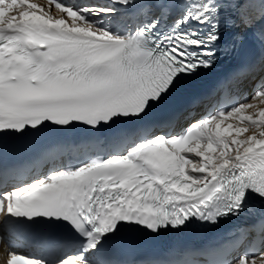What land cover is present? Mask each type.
I'll return each mask as SVG.
<instances>
[{
  "label": "snow or ice",
  "instance_id": "obj_1",
  "mask_svg": "<svg viewBox=\"0 0 264 264\" xmlns=\"http://www.w3.org/2000/svg\"><path fill=\"white\" fill-rule=\"evenodd\" d=\"M49 4L59 18L29 0H0V132L82 125L108 133L110 149H117L0 193V213L8 217L66 222L77 240L54 264H112L104 247L122 231L215 225L239 216L250 201L264 203V109L255 111L257 101L264 104V83L251 102L189 121L180 133L147 122L182 80L210 68L221 46L238 39L228 35L235 21L225 14L237 5ZM121 11L135 14L138 23L114 28ZM242 22L251 27L255 20L245 16ZM249 109L253 113L244 115ZM231 117L243 127L222 128ZM7 264L48 262L10 253ZM231 264H264V254L244 253Z\"/></svg>",
  "mask_w": 264,
  "mask_h": 264
},
{
  "label": "bare ground",
  "instance_id": "obj_2",
  "mask_svg": "<svg viewBox=\"0 0 264 264\" xmlns=\"http://www.w3.org/2000/svg\"><path fill=\"white\" fill-rule=\"evenodd\" d=\"M63 3L65 5H71L73 6L74 8H78L80 7L81 5L85 4V3H99V4H104V3H108L109 0H62ZM263 0H237L236 2V5L238 7V13H239V10L241 9V7L244 5V6H247V5H250L251 3L250 2H255V6H259L260 3L262 2ZM30 3H35V4H38L40 5L44 10L46 11H50V14L54 15L55 17L59 18V16L61 15V13L59 12V10H56L54 8V5H50L49 4V0H29ZM47 6H53L52 8L48 9V8H44V7H47ZM252 8V7H251ZM247 11V10H246ZM255 11V10H254ZM14 14V13H12ZM249 16V14H248ZM250 17V16H249ZM119 19H128V27H134L136 23H138V19L137 17L135 16V14L129 12V13H124L123 11H121V14L117 17ZM117 20V19H116ZM118 22H113V27L116 26ZM123 25V23H122ZM122 25L119 26V28H117V30H120L122 28ZM127 27V28H128ZM242 34V39L244 40V42H246L247 44H250V45H256L258 47H260L261 51L264 52V42L260 40V38L262 36H264V31L262 32V35H258L256 33H253L252 32V29H248L247 27L243 26V32H241ZM261 68L264 70V62L261 66ZM242 90H244V92H248L249 95H248V99H243L240 103H244L246 101L248 102H251V97L253 96V93H254V89L252 87H250V85L248 84V82H244L243 83V88ZM257 104V108H256V112L258 113V111L260 109H264V104H261L259 101L256 102ZM253 113V110L252 109H249L247 110L245 113H243L244 115H248V114H252ZM228 123H232L234 125V127H243V125L239 124V121H238V117H231L229 118L227 121L224 122V124L221 125V127H226ZM211 127H214L212 125H210V128ZM251 131V129H250ZM248 133H245L244 135L246 136ZM244 136H241L240 139H243ZM192 155V158L193 159H199V158H195L194 154H191ZM260 254H264V252L260 253Z\"/></svg>",
  "mask_w": 264,
  "mask_h": 264
},
{
  "label": "rangeland",
  "instance_id": "obj_3",
  "mask_svg": "<svg viewBox=\"0 0 264 264\" xmlns=\"http://www.w3.org/2000/svg\"><path fill=\"white\" fill-rule=\"evenodd\" d=\"M60 2L61 3H63V1L62 0H60ZM262 2H264V0L262 1ZM64 4V3H63ZM252 6H249V8H251ZM45 8H50V6H47V7H45ZM51 8H52V6H51ZM253 8V7H252ZM251 8V9H252ZM246 9V7H243V10H245ZM255 9V8H254ZM257 11L258 10H255V11H250V12H253L254 13V15L257 13ZM245 16H246V14H244ZM260 15L261 14H258V15H255V18H254V20H255V23L253 24V26H251V27H255L257 24H259V23H261L262 21H261V19H260ZM118 20H120V19H118L117 18V20H115L114 22H118ZM122 22H125V26L124 27H126V25H127V23H128V20H124V19H121L120 21H119V24L116 26V27H118ZM115 27V28H116ZM254 29V28H253Z\"/></svg>",
  "mask_w": 264,
  "mask_h": 264
}]
</instances>
